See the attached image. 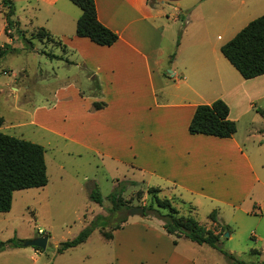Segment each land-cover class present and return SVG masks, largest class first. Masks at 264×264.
Segmentation results:
<instances>
[{"label":"crops","instance_id":"crops-1","mask_svg":"<svg viewBox=\"0 0 264 264\" xmlns=\"http://www.w3.org/2000/svg\"><path fill=\"white\" fill-rule=\"evenodd\" d=\"M94 1L97 19L118 36L109 46L75 36L81 10L70 0H27L31 28H44L61 43V48L54 47L55 50L45 53L57 55L59 58L51 60L75 72V77L55 87L47 98L51 108L73 102L78 109L76 135L62 136L94 155L125 164L134 174L138 172L139 177L128 180L147 187L151 182L165 186L164 192L179 212L176 202L189 207L186 215L192 214L197 207L195 200H199L208 201L218 210L217 222L223 225L237 222L241 213L257 215L256 209L259 216H264V115L258 111L264 110L258 103L264 96V73L243 78L235 68L225 64L221 45L218 48L224 58L208 51L206 36L185 40L182 52L188 53L180 54L179 63L177 55L170 58L172 41L165 35V29L171 17L163 6L179 9V2ZM159 4L161 9L157 7ZM189 16L190 13L184 16L185 26L189 24ZM163 17L166 22H157ZM13 20L20 29V19ZM200 26L206 30V24ZM187 28L184 27L185 31ZM17 42L15 38L6 39L5 47L1 45L0 49L15 51ZM190 45L193 50L189 53ZM165 61L169 62L168 72L163 68ZM78 72L85 78L83 85ZM82 86H87L88 95ZM218 98L229 107L228 117L236 123L235 133L231 137L190 133L188 124L195 107ZM94 101L103 102V107L94 109ZM29 122L34 123V112ZM160 185L153 187L162 191L164 187ZM221 209L231 212L230 221L222 218ZM129 217L107 239L114 249L120 241L127 243L121 233L128 227ZM141 218L156 220L160 228H144L145 233L140 235L144 241L135 252L138 264H194L191 252L195 249L202 252L203 262L210 261L212 252L203 246L206 244L168 234L162 221L155 217ZM259 221L250 235L254 242L264 237V227H260ZM201 224L213 227L216 222L207 217ZM152 233L160 240L151 242ZM223 233L220 237L232 239L233 231ZM126 235L137 237L132 231ZM228 252L234 249L231 247Z\"/></svg>","mask_w":264,"mask_h":264},{"label":"rangeland","instance_id":"rangeland-1","mask_svg":"<svg viewBox=\"0 0 264 264\" xmlns=\"http://www.w3.org/2000/svg\"><path fill=\"white\" fill-rule=\"evenodd\" d=\"M10 1L14 9L12 19L18 17L21 25L19 29L14 21L12 26H6L8 4L0 0V46L5 45L6 39L15 38L18 41L15 44L17 46L15 51L3 50L0 57V116L4 120L0 130L43 146L48 182L42 187L13 192L10 210L0 212V239L16 238L25 241L43 234H46L48 239L43 250L32 246H7L0 251V264H122L125 261L129 264H138L135 252L139 251L144 241L140 235L145 233L144 228L147 226L159 229L160 225L156 220L141 218L140 214L130 216L127 230L121 233V237H126L127 243L124 245L119 238L120 244L116 243L115 249L114 244L101 233L110 231L111 226L123 215L127 219L129 216L126 214L127 209L117 214L104 228H101L102 226L95 228L85 242L63 253L55 251L58 243L73 238L96 215H107L111 203L105 197L119 181L137 178L139 174L137 171L135 174L132 173L125 164H116L113 160L94 155L62 136L65 133L76 135L78 109L73 106V102L51 108L47 98L52 95L55 87L75 77V72L61 68L58 61L51 60L45 54L51 52V49L55 50L54 47L61 48V44L45 36L41 37L38 29H33L34 26L31 28L26 10L27 0ZM171 1L179 2L181 6L179 9L173 8L172 5L163 6L166 14L171 17V21L167 22L165 35L172 41V54L177 55L178 63L180 54L188 53L182 52L185 40H195L203 36L209 38L208 51L224 58L218 46L231 39L250 20L264 14V0ZM161 6L157 5L160 9ZM189 13V24H186L188 28L185 31L183 19ZM157 22L162 23L166 20L163 17ZM200 24H206V30ZM26 40L31 41L35 49L29 48ZM190 47L189 53L193 50L191 45ZM224 62L229 68L234 69L226 59ZM163 68L166 72L170 70L168 61L164 62ZM54 73L57 76H54ZM78 74V79L83 85L85 79L83 73ZM13 87H17L18 90L13 91ZM83 90L85 95L90 93L87 86L83 87ZM258 103L264 108V96ZM33 112L34 123L29 122ZM93 183L103 197L101 204L89 199V188ZM158 185L154 182L149 183V186ZM160 187L164 189L157 195L160 198H168L164 192L165 186ZM184 195L189 196L187 193ZM122 198L129 208L153 204L148 187L141 182L135 185L127 184ZM195 201L197 207L190 215L203 223L207 220L208 213L215 208L208 201ZM176 203L180 214L189 213L187 205ZM153 207L156 205L153 204ZM160 210L166 212L164 209ZM219 213L223 219L230 221L229 210L221 209ZM259 213L257 209V215L241 213L237 222L225 225L223 235L233 231V237L230 241L226 237H220L219 244L227 252L231 247L234 249L231 253L235 259L234 264L237 261L241 264L264 263L261 262L264 260V237L258 242H254V238L250 237L258 220L260 227H264V216H259ZM215 226L216 224L213 225ZM129 231L137 237L133 239L126 235ZM151 236V242L160 240L155 233ZM165 243L167 244V241ZM203 246L212 252L210 261L203 262L202 252L195 249L191 252L195 257L194 264H231L220 251H212L206 245ZM113 249L116 250L115 253Z\"/></svg>","mask_w":264,"mask_h":264},{"label":"trees","instance_id":"trees-1","mask_svg":"<svg viewBox=\"0 0 264 264\" xmlns=\"http://www.w3.org/2000/svg\"><path fill=\"white\" fill-rule=\"evenodd\" d=\"M81 10L76 20L75 36L86 37L98 45L109 46L117 40V34L103 25L96 14L94 0H70ZM8 4L6 12V26H12L14 20L12 15L14 9L10 0H3ZM41 37L49 40L55 39L44 28H38ZM57 41V40H56ZM29 48H32L31 41H27ZM61 44L59 41H57ZM3 47H5L3 45ZM221 52L229 63L245 78H253L264 73V14L250 20L231 39L221 45ZM3 50L0 49V56ZM49 58H59L57 55L45 53ZM174 53L171 55L173 58ZM103 102L94 101V109L103 107ZM264 115V110L258 109ZM229 107L220 98L211 103L198 104L188 124V131L192 134L200 133L216 137H231L236 131V123L228 117ZM3 118L0 116V125ZM48 182L44 148L42 145L30 140L16 137L0 131V212H7L11 208L12 195L15 190L36 188L45 186ZM127 184L135 185L136 181L122 180L117 183L114 189L105 197L111 207L107 215H96L88 225L82 228L73 238L61 241L55 248L57 253L75 247L89 237L91 232L99 227L104 228L111 220L124 209L129 207L124 203L122 193ZM160 188L150 186L148 192L152 195L153 204L141 206L144 209V216H152L162 221L163 229L175 237L184 236L196 244H206L224 254L231 264H234V256L223 250L219 244V237L226 226L217 222V211L213 209L208 218L216 222L215 227H206L191 215L180 214L172 204L171 199L160 198L157 193ZM89 199L101 204L103 197L97 189L96 184L89 188ZM131 208V207H130ZM160 209L166 210L162 212ZM126 221L123 215L118 222H115L110 231H101L105 239L112 238V231L119 229ZM218 223V224H217ZM218 227V228H217ZM218 229V230H217ZM7 246H22V241L16 238L6 240L0 239V251ZM39 249V248H36ZM236 264H241L237 261ZM264 264V263H263Z\"/></svg>","mask_w":264,"mask_h":264},{"label":"water","instance_id":"water-1","mask_svg":"<svg viewBox=\"0 0 264 264\" xmlns=\"http://www.w3.org/2000/svg\"><path fill=\"white\" fill-rule=\"evenodd\" d=\"M127 215L132 216L134 214H140L143 216L144 214V209L141 206H133L128 209L126 212ZM227 234V233H226ZM48 236L46 234L36 236L34 238L22 241L23 246H32V247H37L40 249H45L46 243H47Z\"/></svg>","mask_w":264,"mask_h":264}]
</instances>
